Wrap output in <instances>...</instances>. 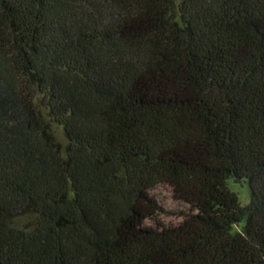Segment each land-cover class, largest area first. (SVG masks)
<instances>
[{
	"label": "trees",
	"instance_id": "obj_1",
	"mask_svg": "<svg viewBox=\"0 0 264 264\" xmlns=\"http://www.w3.org/2000/svg\"><path fill=\"white\" fill-rule=\"evenodd\" d=\"M174 3L0 0V264H264V0Z\"/></svg>",
	"mask_w": 264,
	"mask_h": 264
},
{
	"label": "rangeland",
	"instance_id": "obj_2",
	"mask_svg": "<svg viewBox=\"0 0 264 264\" xmlns=\"http://www.w3.org/2000/svg\"><path fill=\"white\" fill-rule=\"evenodd\" d=\"M174 2V4L177 5L178 0H174ZM42 113L45 120L49 123L54 141L59 148L64 151L67 140L62 128L52 122L45 111H42ZM226 186L230 191L236 194L241 206H245L248 203L249 189L245 181L239 182L229 178L226 180ZM149 194L156 199L161 207V211L158 213L156 219L151 218L145 220L144 224L147 226H155L156 221L164 225H175L182 220V213L189 210V205L174 198L171 187L166 183L156 184L154 187L149 189ZM13 224L16 227L32 226L33 217L30 214L19 215L14 218ZM241 225L242 223L240 226Z\"/></svg>",
	"mask_w": 264,
	"mask_h": 264
}]
</instances>
